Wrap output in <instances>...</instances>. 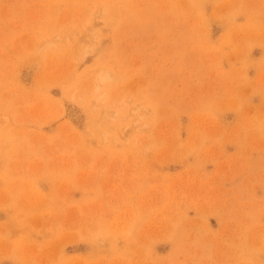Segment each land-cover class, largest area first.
Segmentation results:
<instances>
[{"label":"rangeland","instance_id":"rangeland-1","mask_svg":"<svg viewBox=\"0 0 264 264\" xmlns=\"http://www.w3.org/2000/svg\"><path fill=\"white\" fill-rule=\"evenodd\" d=\"M0 264H264V0H0Z\"/></svg>","mask_w":264,"mask_h":264},{"label":"bare ground","instance_id":"bare-ground-1","mask_svg":"<svg viewBox=\"0 0 264 264\" xmlns=\"http://www.w3.org/2000/svg\"><path fill=\"white\" fill-rule=\"evenodd\" d=\"M25 78L26 79L28 78V73L25 74ZM67 115L73 120V122H75L76 124H79L80 118L77 115L74 107H72V106L67 107Z\"/></svg>","mask_w":264,"mask_h":264}]
</instances>
